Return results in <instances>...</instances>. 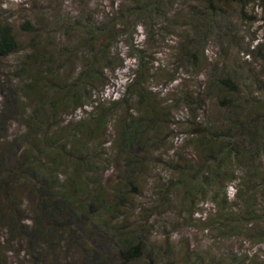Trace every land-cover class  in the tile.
Wrapping results in <instances>:
<instances>
[{
  "label": "trees",
  "instance_id": "trees-1",
  "mask_svg": "<svg viewBox=\"0 0 264 264\" xmlns=\"http://www.w3.org/2000/svg\"><path fill=\"white\" fill-rule=\"evenodd\" d=\"M156 1L159 2L132 0L118 10L134 4L129 9L132 15V10L148 11V5L152 11ZM255 1L205 0L201 16L193 17V40L185 38L179 53L170 54L178 67L169 68V73L165 71L169 84L186 74L188 69L180 75L182 66L197 68L208 63L203 46L207 36L202 30L204 24L210 30H216L214 26L218 29L221 20L226 19L221 7L229 3L245 6ZM219 10L222 15L215 24ZM116 22V15L111 18L106 13L102 23L107 24L108 34L117 43L121 30L116 28ZM21 26L33 33L31 22ZM84 27L76 42L79 50L89 47V53L75 77L73 73L62 77L63 83L54 86L58 88L48 89L45 85L50 86L42 81L56 75L57 60L67 54V49L48 50L47 45L44 48L33 42L32 49L11 71L1 72L0 264H142L144 257L152 263V247L147 246L143 228L116 222L117 214L120 207H126V196L141 190L134 175L144 171L142 164L149 149L161 145L167 136H177L174 132H165V128L170 125L173 109L182 107L181 104L187 116L183 121L188 126L183 141L193 150L186 151V144L181 149L172 145L173 154L156 158L170 175L165 180L158 177L152 206L171 207L179 214L187 210L190 220L200 221L203 228L215 227L227 237L248 230L242 224L249 219H263L264 196L257 203L255 179L264 178L258 154L263 137L259 119H264V104L255 100L248 103V97L239 93L235 76L226 72L220 61L210 63L206 81L197 84L194 90L183 88L171 97L160 98V91L150 88L159 65L157 53H149L132 42L131 53L122 54L118 50L106 53V43L100 42L104 46L100 49L94 45L104 28L97 23ZM225 33L229 34L228 29ZM18 48L13 25L0 13V60L9 58ZM73 54L68 53L67 57ZM127 60L133 61L131 66ZM125 68L128 79L118 95L104 98L99 92L95 94L94 82H104L109 74L114 76ZM14 69L16 73L12 72ZM13 81L19 87L14 88ZM52 89L57 95L51 93ZM210 98L218 106L214 111L218 112L216 117L223 111L221 124L226 123L223 127L213 126L214 119L206 115ZM248 105L255 109L252 114ZM88 107L92 110L88 111ZM76 110L87 113L92 124H78L81 120L65 123L64 115ZM117 116L123 125L115 138L123 152L126 172L121 174L119 184L109 188L112 189L109 194L101 182L103 171L97 174L92 168L97 157L96 151H92L96 147L92 142H106L107 124ZM13 122L21 129L12 131ZM72 124V130H67ZM156 128L157 131L150 132ZM87 155L93 160L89 161ZM239 161L248 167L242 181H239ZM250 182L256 185V196L249 195L255 190L248 187ZM242 184L248 192L243 189L241 193L239 185ZM230 187L232 199L228 194ZM207 202L211 205L206 214L197 205ZM242 259L231 253L223 260L211 258L204 262V257L198 254L194 264H264V256L260 255L250 256L249 262L245 255Z\"/></svg>",
  "mask_w": 264,
  "mask_h": 264
},
{
  "label": "rangeland",
  "instance_id": "rangeland-1",
  "mask_svg": "<svg viewBox=\"0 0 264 264\" xmlns=\"http://www.w3.org/2000/svg\"><path fill=\"white\" fill-rule=\"evenodd\" d=\"M129 1L132 0H0V13L5 20L13 25L19 45L18 51L13 55L5 60H0V75L3 73L2 71H11L13 66L18 64L22 57L24 58V55L32 49L33 42H38L44 48L47 45L48 50L67 49V54L59 56L57 60L56 75L50 77L51 79L46 78L42 81L50 86L45 85L48 89L58 88L54 86L63 83L62 77L72 73L75 77L78 69L82 66L86 53H89V47H83L82 50H79L76 42L78 37L83 34L84 26L97 23L104 28L102 35L98 34L100 40H95L94 45L97 49L104 47L100 46V42H102L107 44L105 45L106 53L113 54L117 53L118 50V53L126 54L132 52L130 50L132 42L134 45H140L149 53H157L159 65L157 66L158 69L154 70L150 88L160 91V98L165 95L171 97L173 93L183 88L194 90L197 84L206 81L205 73L210 71V63L220 61L225 65V71L232 73L233 77L235 76L239 93L241 96L248 97V103L255 100L264 104V1L257 0L245 6L229 3L221 7L226 19L221 20L218 29L214 26L216 30H210L209 25L204 24L202 30L207 36L203 46L204 53L208 55V63L197 68L182 66L179 68L180 75L185 73L186 69L188 71L185 75L183 74L181 80L178 79L171 84H169L168 75H164L165 71L169 73L171 68L177 65L173 63L174 57H171L170 54L179 53L181 43L185 38L190 42L193 40L195 36L193 17L201 16L202 11L205 10V0H159L153 5L152 11L148 5V11L145 8L140 12L132 10L133 15L129 9L134 4H130L125 10H118L128 4ZM222 12L218 11L215 24H217ZM106 13L111 18L116 15V28L121 30L117 43L108 34L107 24L102 23ZM26 21L32 23L33 33L27 32L21 26ZM226 29H228L229 34L225 33ZM150 37H152L153 42L150 41ZM68 53L74 54L67 57ZM131 62L133 61L127 60L129 66H131ZM12 72L16 73V70L14 69ZM9 75L12 76L11 72ZM127 79V68L119 69L114 76L109 74L104 82L93 83L96 86L95 91L97 93L95 94L97 95L99 92L104 98H113L121 92V87L127 82ZM0 81H2L1 76ZM13 84L14 88L19 87L17 81H13ZM51 93L57 95L55 89H52ZM210 100L207 102L208 113L206 115H210L211 120L214 119L212 121L213 126H225L226 123L221 124L223 111L221 110L219 116L216 117L218 112L214 111L217 110L218 106L212 98ZM181 106L183 107L182 104ZM182 107L178 109L174 107L170 125L165 128V132H174L177 136L173 138L167 136L165 140H162L161 145L152 146L149 149L146 161L142 164L144 171L134 175L141 190L130 192L126 196V207H120L116 222H126L130 228H143L142 232L147 236V246L152 247L150 255L153 262L151 263L148 257H144L142 264H194V257L198 254L200 258L204 257V262H209L211 258L223 260L231 253L236 254L239 259L244 258V255L247 256V262H249L250 256L255 258H258L259 255L264 256V218L249 219L246 224H242L248 230H240L227 237L222 236L215 227L203 228L200 221L190 220L187 210L179 214L171 207L152 206V195L157 189L158 177L165 180L170 175L169 171L165 170L156 158L162 157V155H166L165 157L168 158L174 151L172 145L181 149L186 144L183 139L187 134L188 126L183 118L185 119L187 116H185L186 113L184 114L185 108ZM247 108L250 109V114L255 110L249 105ZM133 109L138 112L136 106H133ZM87 110L92 109L88 107ZM119 116L116 120L111 119L107 124L106 142L98 144L97 140H93L92 143L96 147L91 149L96 151L94 155H97L92 168L97 174L103 171L101 182L104 183V186L106 185L105 188L108 189L109 194L112 193V189L109 188L119 184L122 179L121 174L126 172L125 160L122 158L123 152L115 138L120 134V128L123 125ZM255 118L257 117L255 116ZM63 119L65 123L67 121L76 123L81 120L78 124H92L87 113L81 110L65 114ZM259 120L263 137H261L262 143L258 154L263 164L260 171L264 172V119ZM259 120L253 119L252 121L259 122ZM249 124L252 126L250 122ZM73 125L66 127V129L71 131ZM17 127L21 129L16 122H13L11 130L14 131ZM154 131H157V128L150 130L151 133ZM158 134L163 136L162 132H158ZM88 141L86 139L84 142L87 143ZM191 149L193 150V147L186 144L185 150L190 153ZM87 156L89 161L93 160L91 156ZM256 165H259L258 160ZM246 170L248 167H244V164L239 161V181L246 178ZM255 183L258 184L256 197L258 203L259 199L264 196V178L262 180L260 178L255 179ZM248 187L255 189L256 185L250 182ZM239 189L242 190L241 193H243V189L248 192L244 184L239 185ZM232 193L233 189L230 187L228 194L231 199ZM249 195L256 196V189L251 190ZM170 198L173 200L172 197ZM109 199L111 200L112 197L109 196ZM130 202L131 204H129ZM172 204L174 202L170 206ZM239 204L243 203L239 201ZM210 205V202H207L197 206L207 214Z\"/></svg>",
  "mask_w": 264,
  "mask_h": 264
}]
</instances>
